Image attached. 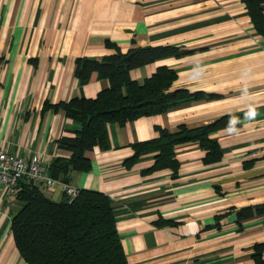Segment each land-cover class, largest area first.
Listing matches in <instances>:
<instances>
[{
  "label": "crops",
  "instance_id": "obj_1",
  "mask_svg": "<svg viewBox=\"0 0 264 264\" xmlns=\"http://www.w3.org/2000/svg\"><path fill=\"white\" fill-rule=\"evenodd\" d=\"M111 44L121 52L187 50L132 68L129 77L141 81L163 65L175 72L170 89L209 97L108 123L109 148L85 151L89 169L71 172L68 183L109 197L127 264H253L252 245L264 243V214L237 222L235 210L264 203V38L240 0H0V149L46 164L67 156L55 141L78 124L42 105L93 97L106 87L95 72L80 83L73 70L77 57L112 53ZM224 114L240 118L233 130L209 134L221 150L217 162L202 163L196 142L174 146V176L167 168L142 173L151 153L124 162L129 145L155 137V127L172 132ZM45 191L61 196L57 186ZM19 207L0 190V264H26L9 231Z\"/></svg>",
  "mask_w": 264,
  "mask_h": 264
},
{
  "label": "trees",
  "instance_id": "obj_2",
  "mask_svg": "<svg viewBox=\"0 0 264 264\" xmlns=\"http://www.w3.org/2000/svg\"><path fill=\"white\" fill-rule=\"evenodd\" d=\"M246 9L253 30L264 38V0H240ZM114 51L99 57H77L74 77L85 82L91 72L107 81V86L93 97H70L55 104L44 102L42 110L50 107L78 124L71 136H61L55 143L68 151L67 156H55L48 163L50 177L69 182L70 173L87 171L90 161L84 152L94 147L109 148L107 124L123 125L140 116L165 111L169 106L184 100L209 95L188 92L183 88L170 89L175 78L171 68L157 66L141 81L129 77V70L164 56H182L188 51L175 45L137 46L121 52ZM238 114H224L214 121L192 128L178 125L175 131L155 127V137L136 141L129 146L131 155L127 165L140 155L151 153L152 163L142 173L167 168L175 175L177 161L174 146L196 142L204 154L202 163L211 164L221 157V150L210 133L214 130H233L238 126ZM14 198L20 207L10 217L9 231L14 246L26 264H127L116 231L109 197L97 190L77 188L76 195L68 201L61 194L51 199L46 191L30 181L19 180ZM264 214V203L243 206L235 210L236 221ZM223 214L217 215L216 219ZM160 224L173 223L160 220ZM264 243L252 245L250 257L253 264H264Z\"/></svg>",
  "mask_w": 264,
  "mask_h": 264
},
{
  "label": "built area",
  "instance_id": "obj_3",
  "mask_svg": "<svg viewBox=\"0 0 264 264\" xmlns=\"http://www.w3.org/2000/svg\"><path fill=\"white\" fill-rule=\"evenodd\" d=\"M19 180L30 181L44 190L57 186L59 192L70 201L77 193V188L50 177L48 164L36 155L20 157L0 149V190L5 196H14Z\"/></svg>",
  "mask_w": 264,
  "mask_h": 264
}]
</instances>
